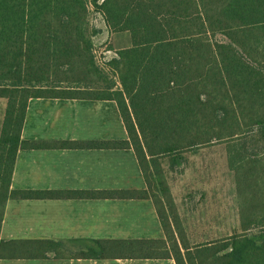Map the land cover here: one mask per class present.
<instances>
[{"label": "trees", "instance_id": "16d2710c", "mask_svg": "<svg viewBox=\"0 0 264 264\" xmlns=\"http://www.w3.org/2000/svg\"><path fill=\"white\" fill-rule=\"evenodd\" d=\"M123 32L131 47L108 46L99 65L96 48ZM33 98L114 101L128 139L25 141ZM0 99V259L264 264V0H0ZM214 146L233 174L239 225L191 242L165 212L174 207L166 175ZM20 149H132L147 188L13 190ZM10 199L151 200L166 239L3 240Z\"/></svg>", "mask_w": 264, "mask_h": 264}, {"label": "crops", "instance_id": "0c3cea01", "mask_svg": "<svg viewBox=\"0 0 264 264\" xmlns=\"http://www.w3.org/2000/svg\"><path fill=\"white\" fill-rule=\"evenodd\" d=\"M116 50L131 47L128 32L115 34ZM5 111V109H4ZM0 118V135L2 127ZM25 141H124L128 133L114 101L29 100ZM132 149H20L11 189L146 190ZM3 240L129 241L166 239L156 207L138 199L8 200ZM0 264H176L173 259H0Z\"/></svg>", "mask_w": 264, "mask_h": 264}, {"label": "rangeland", "instance_id": "374dc122", "mask_svg": "<svg viewBox=\"0 0 264 264\" xmlns=\"http://www.w3.org/2000/svg\"><path fill=\"white\" fill-rule=\"evenodd\" d=\"M95 17L92 15L89 20V30H92ZM120 40L112 34L107 46L96 48L95 56L99 65L103 66L104 61L108 60L107 47L115 48V42ZM110 77L113 78L112 75ZM102 84L104 83H99L100 86ZM5 108L6 101L0 99V118L4 116ZM166 181L174 207L166 208L165 212L170 213L174 209L177 218L187 229L191 242L218 237L238 227L235 183L233 174L228 169L223 146L207 148L200 154L191 156L184 172L168 173Z\"/></svg>", "mask_w": 264, "mask_h": 264}]
</instances>
